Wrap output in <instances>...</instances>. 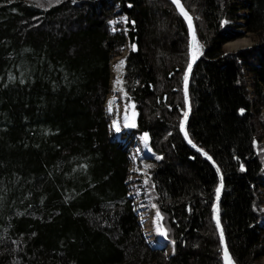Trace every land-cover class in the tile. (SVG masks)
<instances>
[{"label": "trees", "instance_id": "1", "mask_svg": "<svg viewBox=\"0 0 264 264\" xmlns=\"http://www.w3.org/2000/svg\"><path fill=\"white\" fill-rule=\"evenodd\" d=\"M181 2L197 53L186 129L221 173L234 262L258 264L264 0ZM242 25L255 41L225 51ZM124 51L136 117L115 136L105 99L110 60ZM188 59L186 20L170 0H0V264H223L219 178L179 129ZM143 134L158 156L146 185L169 252L144 239L129 193V152Z\"/></svg>", "mask_w": 264, "mask_h": 264}, {"label": "rangeland", "instance_id": "2", "mask_svg": "<svg viewBox=\"0 0 264 264\" xmlns=\"http://www.w3.org/2000/svg\"><path fill=\"white\" fill-rule=\"evenodd\" d=\"M239 21L242 22L243 24L245 22L243 19H240ZM239 30L242 31L241 35L238 36L237 38L233 39V40H242V41H245V43L242 45H239L237 47L227 48V47L223 46V49L225 51H234V50H237L239 48L247 47V46H250L255 41L256 36L252 32L246 30L244 25L239 27ZM246 78L247 79L249 78L248 75L246 76ZM121 82H122V80H121ZM121 88H122V91H121L122 94H121L120 101L123 105V107H122L123 112L127 116H129L130 124L129 125H121L117 129H114V128L110 127V122H109V128L113 131L115 136H118L120 131L134 125V121H133L134 119H131V117L129 115L130 109L127 107V104L124 102L125 91L123 89L122 83H121ZM118 102H119V98H117V94L112 93V98H111L110 102L108 104L107 103L105 104L106 110L110 111L112 107H114L116 110V114H115L114 118H112L111 120H114L116 117L119 116V114H118V112H119ZM263 108H264V106L261 108V112L263 111ZM262 116L264 118L263 112H262ZM139 141H143V138L140 135L135 137L134 145L129 152V155H130L129 161L130 162H129V166H128V169H129L128 181H129V185H130V196L133 199L132 200L133 208L135 210V213L137 214V218H138L139 225L141 228V233H142L144 239L148 242L147 236L142 231L143 230L142 229L143 228L142 222L139 219V217L141 216V213H139L140 209H138V206L144 205L145 208L148 206H152L154 208V206L150 200L149 188H147L146 182H147V178L149 175V173H148L149 165L151 164V161L156 159L158 156L149 149L146 142H144L145 148L148 147V149L144 148V150L146 152H142V150H140V148H139V144H138ZM261 142H262V148L264 149V137L262 138ZM151 153H152V155H151ZM261 189L263 191V199H264V187H262ZM263 210H264V204H263ZM155 211H156V209H155ZM156 220H157L158 225L162 229H164L159 222L158 212L156 214ZM263 259H264V256L259 259L258 264H264Z\"/></svg>", "mask_w": 264, "mask_h": 264}, {"label": "water", "instance_id": "3", "mask_svg": "<svg viewBox=\"0 0 264 264\" xmlns=\"http://www.w3.org/2000/svg\"><path fill=\"white\" fill-rule=\"evenodd\" d=\"M170 1L174 4L176 9L180 12V14L186 20L187 30H188V54H189V59H188V63H187L186 68H185V74H184V80H183V94H184V100H185V111H184L182 120L180 122L179 129H180V132H181L182 137L185 140L186 144L191 149L196 150L197 152H199L209 162H211L213 164L216 172H217V175H218V178H219V182H218V185H217V188H216L214 204H213V219H214V221L216 223L218 234H219V238H220V242H221V246H222V258H223V253L224 252H226V254H227V259L225 260L223 258V264H236L234 262L232 256H231L227 246H226L224 234H223V231H222V226H221V223H220V220H219V199H220L221 191H222L221 173H220L216 163L214 162V160L210 156V154L207 151H205L203 148H201L200 146L195 144L193 142V140H191V138L189 137V134L187 132V129H186V123H187V119H188V116H189V113H190L189 95H188V81H189L190 72L192 70L194 62L197 59V53H196V49H195V26H194V22H193V17L188 12V10L185 8V6L181 2V0H170ZM132 47H135V45H132ZM123 54L125 56L126 55V51ZM123 68H124V63H123ZM129 115H130L131 119H134L136 117L135 110L131 109L129 111ZM132 126H130V127H132ZM142 138H143L144 142H147L149 140V137H148L147 134H143ZM165 233H166V231H165ZM151 245L152 246H159V247L163 246V245H153V244H151Z\"/></svg>", "mask_w": 264, "mask_h": 264}, {"label": "bare ground", "instance_id": "4", "mask_svg": "<svg viewBox=\"0 0 264 264\" xmlns=\"http://www.w3.org/2000/svg\"><path fill=\"white\" fill-rule=\"evenodd\" d=\"M245 41L242 40H230L223 44V46L229 48V47H237L239 45L244 44ZM125 52V51H124ZM123 61L124 63V54L122 55H116L114 56L110 61V80H109V90L106 95L105 104L109 103L112 98V93L117 94V98H119L118 102V108H119V116L116 117L114 120H110V127L117 129L121 125H129L130 119L129 116H127L123 112V105L120 101L121 94H122V88H121V76L123 71V64L120 67H116V65ZM263 115H264V108H263ZM139 148L142 150V152H146L144 150L145 143L143 141H139ZM147 148V147H146ZM145 148V149H146ZM144 150V151H143ZM152 155V154H151ZM138 209H140L141 216L139 217L140 221L142 222V231L147 236V240L150 244L153 245H164L166 247L167 251H170L171 243L166 237L165 230L162 229L156 220V214L157 212L152 206L144 207V205L138 206ZM223 258L227 259L226 252L223 253ZM264 263V259H263Z\"/></svg>", "mask_w": 264, "mask_h": 264}, {"label": "snow or ice", "instance_id": "5", "mask_svg": "<svg viewBox=\"0 0 264 264\" xmlns=\"http://www.w3.org/2000/svg\"><path fill=\"white\" fill-rule=\"evenodd\" d=\"M122 64H123V61H120V62L116 65V67H120ZM241 112H243V110H241Z\"/></svg>", "mask_w": 264, "mask_h": 264}, {"label": "built area", "instance_id": "6", "mask_svg": "<svg viewBox=\"0 0 264 264\" xmlns=\"http://www.w3.org/2000/svg\"><path fill=\"white\" fill-rule=\"evenodd\" d=\"M130 193V192H129Z\"/></svg>", "mask_w": 264, "mask_h": 264}]
</instances>
